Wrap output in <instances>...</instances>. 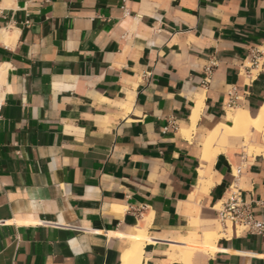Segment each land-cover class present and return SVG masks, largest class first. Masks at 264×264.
<instances>
[{
	"label": "crops",
	"instance_id": "1",
	"mask_svg": "<svg viewBox=\"0 0 264 264\" xmlns=\"http://www.w3.org/2000/svg\"><path fill=\"white\" fill-rule=\"evenodd\" d=\"M263 39L264 0H0V264H123L137 229L138 264H264V236L213 224L234 189L264 218V125L202 157L264 106ZM193 229L221 235L173 253Z\"/></svg>",
	"mask_w": 264,
	"mask_h": 264
},
{
	"label": "bare ground",
	"instance_id": "2",
	"mask_svg": "<svg viewBox=\"0 0 264 264\" xmlns=\"http://www.w3.org/2000/svg\"><path fill=\"white\" fill-rule=\"evenodd\" d=\"M193 111L191 128L189 130H182L186 137H189L190 131L194 127L198 113V107H196ZM262 125H264V106L261 108L256 117L252 116L246 109H228L225 121L219 123L212 130L208 131L202 146V157L210 161L220 150V147L225 144L228 136H244L247 140V130L251 126L260 129ZM253 148L254 147L251 144H248L247 150L252 151ZM202 169L199 171V175L201 177L200 185L201 190H206L210 182L209 180H205L203 177L206 174L208 167L204 170ZM216 207L218 206L216 205ZM191 224L194 228H197L199 226L198 219H192ZM220 235L221 233L215 230L198 233L196 229H193L189 232L184 242L179 239L176 243H174L171 246V251L184 257L189 255L192 249H195L199 246L205 249H212L215 245L216 239ZM145 238V230L137 229L136 234L133 237L134 241L132 242L131 247L124 253L123 264L139 263ZM190 246H192V249L189 248Z\"/></svg>",
	"mask_w": 264,
	"mask_h": 264
},
{
	"label": "built area",
	"instance_id": "3",
	"mask_svg": "<svg viewBox=\"0 0 264 264\" xmlns=\"http://www.w3.org/2000/svg\"><path fill=\"white\" fill-rule=\"evenodd\" d=\"M264 50V39L259 47L251 50L250 64L257 65L258 56ZM214 63L205 67V81H208ZM179 130V123L176 119H168L163 127V132H176ZM255 205L264 208V197L256 200ZM217 219L221 226L230 227L235 234H251L264 236V218L259 217L253 211L250 202L243 200L237 189L231 191L230 195L220 203L217 209Z\"/></svg>",
	"mask_w": 264,
	"mask_h": 264
},
{
	"label": "rangeland",
	"instance_id": "4",
	"mask_svg": "<svg viewBox=\"0 0 264 264\" xmlns=\"http://www.w3.org/2000/svg\"><path fill=\"white\" fill-rule=\"evenodd\" d=\"M213 224H214V225H219L220 228H221V230H222V226H221V224L219 223V221H214Z\"/></svg>",
	"mask_w": 264,
	"mask_h": 264
}]
</instances>
